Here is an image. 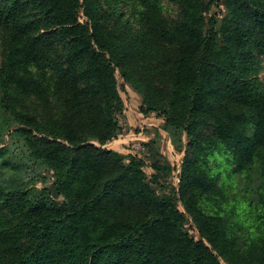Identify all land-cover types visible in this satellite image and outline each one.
<instances>
[{
    "label": "trees",
    "instance_id": "trees-1",
    "mask_svg": "<svg viewBox=\"0 0 264 264\" xmlns=\"http://www.w3.org/2000/svg\"><path fill=\"white\" fill-rule=\"evenodd\" d=\"M163 1L0 0V264H264V0ZM118 77L182 160L109 148Z\"/></svg>",
    "mask_w": 264,
    "mask_h": 264
},
{
    "label": "rangeland",
    "instance_id": "rangeland-1",
    "mask_svg": "<svg viewBox=\"0 0 264 264\" xmlns=\"http://www.w3.org/2000/svg\"><path fill=\"white\" fill-rule=\"evenodd\" d=\"M133 5V3L124 4V6L122 7V11L126 12V14L128 15V19L133 20V25L137 27L138 16L135 13ZM163 6L165 16L169 19H176L175 17L179 12L178 7L168 3V1L165 0L163 1ZM216 12L218 13L220 19L225 16V9L223 6H221V10L216 9ZM2 60L3 47L0 42V63L2 62ZM261 76L264 80V70ZM118 84L125 103L124 112L120 117L122 133L117 140L113 141L109 145V148L124 156L137 155L144 159L147 165H149L151 153L150 150L145 147V144L158 139V146L160 147L162 156L169 159L171 162H174L175 160H182L184 157V152H181L179 150L177 144H174L171 137L162 129L163 118L158 116L155 111L147 114L142 112V96L135 92L129 85H126L124 83V80L120 77H118ZM0 123H2L1 113ZM183 144H187L186 138L183 140ZM12 158L13 157L6 158V161H9ZM11 161L12 163H9V165L14 166L13 163H16L17 160L12 159ZM149 166L146 167V172L147 175L151 177L153 175V170ZM2 174L4 177L8 176L6 177L7 179H9L8 182H10V180L15 182L20 178L19 172L14 173V170L10 169V167H8V169H2ZM49 175L50 177L52 176L51 174ZM226 177L227 176L225 173L221 175V181H224ZM175 181L176 178L173 175L167 178L165 182L166 184L173 185ZM52 184L53 181L51 179L46 182L45 186L52 189ZM42 186L43 185L40 182L39 187ZM53 197L59 199L55 191H53Z\"/></svg>",
    "mask_w": 264,
    "mask_h": 264
}]
</instances>
